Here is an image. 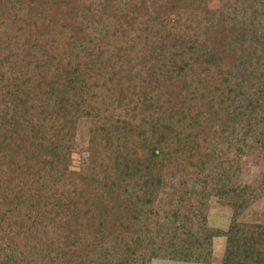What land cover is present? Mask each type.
Instances as JSON below:
<instances>
[{"label": "trees", "instance_id": "obj_1", "mask_svg": "<svg viewBox=\"0 0 264 264\" xmlns=\"http://www.w3.org/2000/svg\"><path fill=\"white\" fill-rule=\"evenodd\" d=\"M190 1L202 31L177 0L78 18L73 0H0V264H212L217 238L220 264H264V226L238 221L264 171L237 184L243 157L264 161V0Z\"/></svg>", "mask_w": 264, "mask_h": 264}, {"label": "rangeland", "instance_id": "obj_2", "mask_svg": "<svg viewBox=\"0 0 264 264\" xmlns=\"http://www.w3.org/2000/svg\"><path fill=\"white\" fill-rule=\"evenodd\" d=\"M126 0H73L74 7L70 9L75 11L72 13L73 18H78L87 9H94L93 7L99 8L100 13H105L107 15H114L116 11L123 7V3ZM161 3L165 0H159ZM175 1V0H166ZM180 3H185V10L192 15L193 19L196 21L197 25L201 31L208 27L210 24L203 9H197V5L191 3L190 0H177ZM195 2L196 0H192ZM120 2H123L122 4ZM129 3V2H128ZM120 5V7H119ZM217 0H208L207 7L211 11L218 9ZM119 7V8H118ZM118 8V9H117ZM98 13V12H97ZM117 15V14H116ZM115 15V16H116ZM69 18V13L68 17ZM211 27V26H210ZM83 28V27H82ZM89 127L90 121L88 119H82L78 122L75 138V147L80 154H75L73 156L72 168L75 171L80 170L87 166V150L89 145ZM238 179L237 184L241 187L250 186L257 187L260 184L262 174L264 171V161L262 157H256L255 155H250L243 157L238 162ZM207 211V225L210 228L219 229L221 231H226L231 219L232 211L230 207L218 203V200L211 198L208 202ZM238 221L240 223L249 225H262L264 226V194L253 203L248 209H246L239 217ZM225 239L217 238L212 241V264H220L223 251H224ZM151 264H186L180 262H169L154 260ZM190 264V263H187Z\"/></svg>", "mask_w": 264, "mask_h": 264}]
</instances>
